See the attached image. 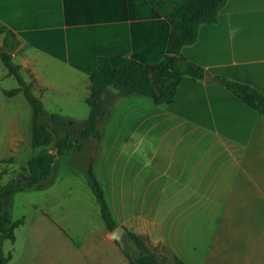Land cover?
Listing matches in <instances>:
<instances>
[{"label":"crops","instance_id":"0c3cea01","mask_svg":"<svg viewBox=\"0 0 264 264\" xmlns=\"http://www.w3.org/2000/svg\"><path fill=\"white\" fill-rule=\"evenodd\" d=\"M186 2L188 0H0V46L7 31L15 34V38L9 39L10 44H14L10 54L12 59L21 58L20 71L31 74L32 89L46 86L38 76V57L21 54V41L85 74L87 98L90 94L88 72L94 70L101 59L122 57L151 62L164 57L172 18L179 16ZM22 34H27L29 40ZM178 56L201 67L209 79L182 76L168 104L155 105L148 97L128 96L140 97L153 105L147 108L151 117L186 126V135L209 137L210 148L207 149L215 147L224 161L219 169L225 166L236 169L235 176L226 182L232 184L229 196L252 193L264 199V113L248 107L219 81L223 78L244 84L264 94V0H225L215 20L199 24L195 41L183 45ZM128 96L120 92L118 98ZM100 134L102 137L103 132ZM16 140L25 139L18 136L10 143L16 144ZM166 149L156 146L155 158L157 153L169 151ZM175 149H170V158ZM183 151L187 154L190 147ZM147 153L142 148L139 173L147 165L144 162ZM158 157L161 160L162 156ZM0 162L10 164L13 158H3ZM169 166L161 167L154 181L146 183L179 185L181 188L174 191V196L185 190L190 191L186 192L190 197L195 193L191 186L206 180L200 178L195 182V172L188 175L187 165L173 172ZM55 169L47 179L28 189L40 192L35 201L29 202L33 214L36 213L29 227L36 254L14 264H130L112 238V232L122 227L126 234L149 235L141 222H129L121 217L122 206L117 207L111 197L113 203L110 199L106 202L116 227L109 231L87 175L79 180L71 175L73 181L65 183L63 179H56ZM23 177L25 181L27 174ZM212 182L216 183L210 179L208 184H214ZM120 189V192L126 190L125 184H121ZM140 200L143 202L144 196H140ZM20 219L23 223L19 227L23 228L24 219L15 220ZM258 221L255 228H229L227 233L243 242H220L215 250L219 264H264V228L260 226L264 221L260 218ZM149 237L157 241L154 236ZM249 239L250 242L245 241ZM49 246L56 256L53 257ZM8 254L6 264L13 261L11 253L3 255Z\"/></svg>","mask_w":264,"mask_h":264},{"label":"rangeland","instance_id":"374dc122","mask_svg":"<svg viewBox=\"0 0 264 264\" xmlns=\"http://www.w3.org/2000/svg\"><path fill=\"white\" fill-rule=\"evenodd\" d=\"M21 44V54L38 57V76L41 84L46 86L31 89L32 94L41 100L46 113L59 114L65 121H69V127L66 130L45 118L47 127L55 130L53 141L48 146L33 148L29 143L32 137L31 106L23 92L14 96L4 94V91L17 87L18 83L12 75H8V70L0 59V160L13 158L10 164L0 162V172H6L0 179L1 185L13 179L24 181L27 160L49 150L55 152V142L66 132L71 138L75 137L90 113L85 102L86 75L23 41ZM20 60L19 56L12 59L17 64ZM20 74L26 82L30 81L31 74H25V70H21ZM120 92L113 87L105 89L102 111L96 121L97 132H103L98 145L95 138L82 139L74 144L78 148L67 149L58 155L54 162L56 179L71 182L73 175L79 180L85 175L88 177L91 168L105 200L108 202L110 199L112 204L113 197L114 204L122 206L120 214L126 221L141 222L143 230L149 233L141 236L163 258V264H175L176 259L185 264H219L215 250H218L220 242H243L242 239H234V234L227 233L229 228H255L259 218L264 221V199L252 193L229 196L232 184L226 182L235 176L236 169L231 166L219 169L224 161L215 147L207 149L210 148L209 137L186 135V126L176 121L151 117L148 111L153 105L140 97L118 98ZM18 136L25 140L10 143ZM156 146L167 148L166 150L169 148V151L157 153L155 158ZM187 146L190 151L186 154L183 148ZM173 147L176 149L170 158L169 152ZM142 148L148 152L144 158L147 165L139 173ZM159 155L162 156L161 160ZM168 165L170 172L187 165L188 175L195 172V182L200 178L206 180L202 184H191L195 193L190 197L186 195L190 191L185 190L174 196V191L181 188L179 185L155 186L146 183L154 181L155 176H158L156 172ZM210 179H214L216 183L208 184ZM121 184H125L126 190L123 192H120ZM204 190L205 194H202ZM38 194L40 192L37 190L23 188L14 192L9 199L12 219L23 218L27 224L14 230L13 244L8 239L1 242L0 254L11 253L12 264L27 261L36 254L32 245V228H29L36 213L33 214V207L29 206V202L35 201ZM140 196H144L143 202ZM182 197L189 198L181 200ZM260 226L264 228V223ZM149 236H154L157 241L151 240ZM122 239L124 248L119 246L120 251L124 254V250L130 256L137 257L140 252L124 231ZM49 251H52L53 257L56 256L51 246Z\"/></svg>","mask_w":264,"mask_h":264},{"label":"trees","instance_id":"16d2710c","mask_svg":"<svg viewBox=\"0 0 264 264\" xmlns=\"http://www.w3.org/2000/svg\"><path fill=\"white\" fill-rule=\"evenodd\" d=\"M225 0H188L180 11L179 16L172 18V27L167 40L166 55L151 62H140L127 58H103L96 68L88 72L90 94L86 98V104L90 108L89 116L80 132L71 138L66 132L57 142H55V153L40 154L32 156L26 165L25 171L27 179L21 181L13 179L8 183H0V245L3 239L14 242V230L19 227L23 220H13L9 209V199L11 195L23 188L34 187L41 180L47 179L54 169V162L58 155L65 150L78 148L74 144L82 139L95 138L97 145L101 134L97 132L96 121L102 111L101 95L104 89L112 86L121 91L124 96L137 95L145 96L155 105L168 104L175 95L176 88L182 76H189L193 79H202L204 72L201 67L184 60L178 56L180 48L185 44H191L196 39L197 27L201 23L212 22L216 18L218 9ZM4 31V30H2ZM29 40L27 34H22ZM15 38L11 31L6 32L3 46L0 48V59L18 83V87L6 91L5 94L13 96L18 92H23L32 109L31 124V145L33 148L48 146L53 141V133L44 119L49 118L59 127L68 130L69 121H65L59 114H48L44 111L41 100L35 97L32 92L33 82H26L20 74V66L12 61L10 54L14 44L9 39ZM230 91L239 96L242 101L251 109L264 113V94L253 88L219 78ZM7 161H11L8 159ZM0 172V179L3 175ZM88 184L99 205L102 219L109 231L116 227L107 202L104 198L103 190L94 176L91 168L88 172ZM128 238L134 243L140 254L137 257L130 256L123 250L125 257L130 264H163V258L159 257L142 236L135 233H128ZM10 254L4 256L0 254V264H6ZM175 264H185L176 259Z\"/></svg>","mask_w":264,"mask_h":264},{"label":"water","instance_id":"95a60500","mask_svg":"<svg viewBox=\"0 0 264 264\" xmlns=\"http://www.w3.org/2000/svg\"><path fill=\"white\" fill-rule=\"evenodd\" d=\"M204 78L207 80V79H209V76L205 74ZM123 231H124V229L122 227H117L112 232V238L119 244L121 249L124 248V242H123V239H122Z\"/></svg>","mask_w":264,"mask_h":264}]
</instances>
